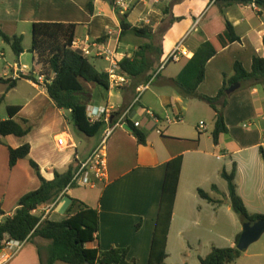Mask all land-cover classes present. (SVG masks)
Masks as SVG:
<instances>
[{
	"label": "crops",
	"instance_id": "obj_1",
	"mask_svg": "<svg viewBox=\"0 0 264 264\" xmlns=\"http://www.w3.org/2000/svg\"><path fill=\"white\" fill-rule=\"evenodd\" d=\"M129 1L131 9L127 12V22L133 27L149 26L153 32L152 39L139 38L132 32L123 36L120 14L114 3L106 0H0V30L9 36H23L24 41L28 32H32L34 23H68L77 26L75 41L85 43L89 40L93 44L104 39V45L116 49L120 61L132 58L141 46L148 44L162 51L160 56L150 53L152 71L159 74L141 95L138 89L147 84L137 87V80H130L126 86L110 88L109 91L90 88V107H95L96 112L106 108L110 114L105 129L114 128L127 115L126 124L133 131L125 129L124 124L115 129L107 140V183L89 189L73 187L55 201L47 220L64 221L72 200L82 201L98 211L100 220V232L88 248L102 251L128 248L136 264H148L167 165L182 158L167 239L169 258L166 264H201V258H206L213 247L236 248V238L242 234L239 231L233 235L229 233L233 208L226 196L228 184L221 176L222 171L230 174L236 166V179L246 175L250 187L253 183L254 191L255 177L260 172L264 174V131L254 133L239 127L247 112L261 117L264 84L249 86L244 92L237 91L229 96L224 109L229 131L215 144L212 133L216 113L206 102L184 97L175 87V80H183L184 70L195 51L206 41L215 40L222 34L228 20L241 42L221 49L207 63L205 81L198 88L200 94L208 97L218 95L224 76H233L236 62H241L250 72L253 58L264 57V19L250 5L225 7L219 0ZM183 40L188 57L168 63L174 48ZM88 58L99 72H106L109 67L104 58L95 55ZM16 64L27 66L19 61ZM14 65L6 66L5 70L10 74L5 72L0 78L9 80ZM46 84L39 79L34 82L17 78L16 87L9 89L8 84L0 83L5 89L0 93V106L6 101L7 110L9 106L20 107L14 119L18 123L27 120V126L32 128L24 138L15 135L0 137V203L5 213L0 216V223L15 214L23 196L40 187L41 181L30 160L37 163L43 177L51 181L55 171L64 173L77 161L88 159L104 135L105 130L91 145L88 142L90 137L75 129L70 112L59 109L51 100ZM195 113L204 119L196 123L192 119ZM174 117L182 119L176 124L177 128L165 122L167 118ZM135 122L140 123L136 129L146 136L144 145H140L134 135ZM201 122L206 129H201ZM244 128L249 129V126ZM61 136L66 139L67 146L58 145L57 139ZM84 139L88 141L84 143ZM24 144L31 147L30 157L10 168L9 148L18 149ZM214 186L218 187V192L213 191ZM237 189L247 204L246 196L239 192L238 185ZM198 190L205 191L211 199L221 203L204 200ZM43 208H38L36 213L41 215ZM220 243H226V246ZM48 244V241L35 238L27 242L14 259L6 262L0 256V264H40L38 248L45 249ZM244 257L250 256L243 253L239 260ZM56 264L66 263L58 261Z\"/></svg>",
	"mask_w": 264,
	"mask_h": 264
},
{
	"label": "trees",
	"instance_id": "obj_2",
	"mask_svg": "<svg viewBox=\"0 0 264 264\" xmlns=\"http://www.w3.org/2000/svg\"><path fill=\"white\" fill-rule=\"evenodd\" d=\"M106 1L114 3V0ZM219 1H222L225 7L247 6L256 3L264 11V0ZM90 10L93 13L92 5H90ZM118 13L121 18L120 27L123 36L127 32H132L139 38L152 39L153 32L149 26L146 28L133 27L127 22V13L125 15ZM224 27V32L215 40H208L198 47L184 70L183 80L181 78L175 80V87L184 97L206 102L216 113L212 133L215 144L220 141L223 134L229 131L225 122L224 109L231 95L230 87L238 83L242 85V88L264 84V57H254L250 72L241 62L235 63L233 76H224L223 86L215 97H208L198 92L199 86L205 81L207 63L221 49L232 43L241 42V38L236 34L230 21L226 20ZM76 30V25L68 23H34L32 26L33 42H31L29 50L33 57L32 74L23 78L38 82V78L42 77L47 83L46 91L51 100L59 109L70 112V119L75 129L79 133L94 138L103 133L106 122L101 118V120L91 123L88 117V106L91 105L92 96L87 86L94 84L109 91V76L106 72L97 71L89 58L84 57L80 50L73 48L77 37ZM0 39L4 44L10 46L17 57L20 58L25 53L23 36H9L0 30ZM103 41L105 40H99V42ZM150 53H158L160 56L162 51L160 48L156 49L152 44H148L141 46L132 58H125L120 62L121 74L126 75L130 80H137V87L151 83L159 74L156 70L152 71L154 68L150 62ZM0 83L8 84L9 89L16 87V80L0 78ZM20 110L21 108L18 106L8 107L9 118L0 120V137L15 135L17 138H24L30 134L32 128L27 126V120L18 123L14 119ZM134 135L140 145L146 143V136L136 127ZM30 152L29 144H24L18 149L10 147V168L17 165L20 160L29 158ZM30 164L36 170L41 181L40 187L23 196L15 214L0 223V253L6 241L28 240L27 242H30L37 238L49 242L45 249L38 248L40 264H56L58 261L66 264H136V261L131 259L128 248H112L109 251L88 248V245L94 243L97 233L100 232V220L98 211L88 207L84 202L73 199L67 218L62 222L43 221L41 215L36 213L38 208L54 203L71 184L77 170V163L70 166L64 173L55 171V177L51 181L43 177L37 163L30 160ZM181 165L182 158L167 165L160 211H158L155 223L148 264H166V259L169 258L167 239L179 187ZM236 175V166L230 174L225 170L221 173L222 178L228 184L226 196L231 202L233 211L240 217L243 225L256 220H264V216L251 215L248 211L245 202L237 193ZM218 190L217 186L213 187V191L218 192ZM198 193L204 200L214 204L221 203V201L211 199L203 190H198ZM4 214L0 203V216ZM239 238L241 235L236 238L237 243ZM242 255L243 252L239 251L237 247H213L206 258H201L200 263L234 264Z\"/></svg>",
	"mask_w": 264,
	"mask_h": 264
},
{
	"label": "built area",
	"instance_id": "obj_3",
	"mask_svg": "<svg viewBox=\"0 0 264 264\" xmlns=\"http://www.w3.org/2000/svg\"><path fill=\"white\" fill-rule=\"evenodd\" d=\"M251 8L258 14V16L264 19V11L258 7L256 3L250 4ZM114 8L116 11L120 12L122 15H125L131 9V2L129 0H114ZM264 22V21H263ZM73 48L76 50H80L84 57L97 56L104 58L108 63L109 67L106 69V73L109 76L110 88L117 89L120 87L126 86L130 79L121 74L120 72V60L118 58V53L114 47L104 45L103 42H95L91 44V42L86 41L85 43L75 41L73 43ZM182 57H188V52L184 49V40L181 41L173 50L172 54L168 59V63L178 62ZM5 54L0 51V59H4ZM27 76H24L25 73ZM31 71L27 66H19V64L14 65V72L9 79L17 80V78L21 79L23 77L31 76ZM42 82L44 79L42 77L38 78ZM150 84L146 86H142L138 89V94L141 95L146 90L149 89ZM88 117L91 123H95L101 118L108 122L109 112L106 108H102L101 110L96 112L95 107L88 106ZM153 115V114H152ZM127 115H124L119 122L115 125L114 128H107L104 131L103 138L101 139L99 145L92 151L91 155L88 159L77 161V170L74 174L73 180L71 184L65 189V191L60 195L64 196L72 186L74 187H83V188H96L98 184H106L107 183V153H106V144L107 140L113 134L115 129L123 127L126 124ZM156 116L154 115L153 118ZM167 124H178L182 122L181 117H174L172 119L167 118L165 120ZM135 127L139 128L140 123L135 122ZM200 127L202 130L206 129L205 124L203 122L200 123ZM158 133L162 135V132ZM57 143L60 146H67V141L64 136L58 137ZM43 212L41 214L42 220H47V216L51 213L52 209L55 207V202L51 204H46L43 206ZM26 241H14L9 240L5 242L4 248L0 253V256L4 257V261L8 262L14 259L17 254H19L24 248Z\"/></svg>",
	"mask_w": 264,
	"mask_h": 264
},
{
	"label": "rangeland",
	"instance_id": "obj_4",
	"mask_svg": "<svg viewBox=\"0 0 264 264\" xmlns=\"http://www.w3.org/2000/svg\"><path fill=\"white\" fill-rule=\"evenodd\" d=\"M31 42H33V37H32V32L27 34L25 41H23V48L25 50V53L22 57L18 58L10 48V46L4 44L2 40L0 39V51L5 54L4 59H0V75L4 77L5 72L7 74H10L8 70H5V67L7 66L12 67L17 61L21 65H27V67L32 70V55L27 51L28 47H31ZM28 73V72H26ZM88 91L90 92V88H99L97 85L94 84H89L87 86ZM246 88H242L239 93H242L245 91ZM2 91H5L3 87L0 86V93ZM237 93V92H236ZM14 94V93H13ZM235 94V93H234ZM233 94V95H234ZM231 95V96H233ZM13 101V100H12ZM259 104V100L257 102ZM8 110H7V105L6 101L1 104L0 106V119H4L8 116ZM261 112V117L257 118L254 117L253 114L250 112H247L245 114L244 120L239 123V127L242 128L244 131H252L256 132L257 130L264 131V109H260ZM196 123H198L200 120L204 119L203 116L199 113H195L193 118ZM178 125V124H177ZM176 124H173V127L177 128ZM249 126V129L244 128V126ZM174 128V129H175ZM188 131H191V129H188ZM99 137L96 136L94 138L90 139H84L83 142L86 143L87 141L90 142L91 145L95 143V141ZM264 142V139H262ZM259 157H261V151L258 152ZM237 180V179H236ZM236 184L239 186L240 190L239 192L242 193L244 196H246L247 199V204L246 207L248 211L252 215H261L264 216V174L257 175L254 180V184L256 186V190H253V183L251 182V187L249 185V181L247 179L246 175H243L242 177H239ZM83 188V187H81ZM89 189V188H86ZM227 220V219H226ZM230 234H235L237 231L242 232L243 226H242V221L238 215L233 211L231 214V219H230ZM227 231V230H226ZM223 246H226V243H220ZM246 254H249L250 257H244L241 260L236 261L235 264H264V255L260 256L259 254L264 253V233L261 238L258 239L257 242L251 244L247 251L244 252ZM173 262V261H172Z\"/></svg>",
	"mask_w": 264,
	"mask_h": 264
},
{
	"label": "water",
	"instance_id": "obj_5",
	"mask_svg": "<svg viewBox=\"0 0 264 264\" xmlns=\"http://www.w3.org/2000/svg\"><path fill=\"white\" fill-rule=\"evenodd\" d=\"M240 89L241 84H235L234 86L230 87L229 93L233 95ZM124 128L128 131H133V129L127 124L124 125ZM263 233L264 220H256L253 223L249 222L247 224H244L241 238H239V241L237 243V249L243 253L246 252L251 244L257 242L258 239L262 237Z\"/></svg>",
	"mask_w": 264,
	"mask_h": 264
}]
</instances>
